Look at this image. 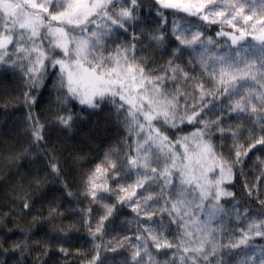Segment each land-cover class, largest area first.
<instances>
[{"label":"snow or ice","instance_id":"1","mask_svg":"<svg viewBox=\"0 0 264 264\" xmlns=\"http://www.w3.org/2000/svg\"><path fill=\"white\" fill-rule=\"evenodd\" d=\"M128 3L131 7H125L119 0H0V64L21 69L30 88L42 87L49 67L58 68L60 87H66L68 96L91 108H97L109 98L112 103H117L118 98V109L126 112L130 131H134L138 139L135 155L126 159L130 174L135 169L137 179L119 185L117 199L121 203L127 202L138 215L143 213L152 220L156 212L148 201L159 205L160 198H163V206L159 208L161 214H167L170 223H176L182 230L177 244L167 239L162 224L159 230L143 226L147 236L142 246L133 245L134 264H141V247L152 260L148 240L157 251L175 247L179 264H213L214 260L215 264H224L222 259H216L221 249H237L247 245L253 236H264V216L252 218L247 215V209L241 216L235 205L233 211L237 213V220L246 227L238 224L225 237V242V239H218V235L225 236L222 226L212 225L220 214L228 215L220 204L221 198L235 195L224 185L231 183L234 168L244 163L243 158L252 149L257 145L264 146V135H253L245 147L239 142L237 128L232 131L234 158H225L216 151L210 135L213 127L224 133L221 119L210 121L201 113L211 103H204L206 97L219 99L227 96L230 101L227 110L254 116L264 133V14L257 17L254 10L246 12L241 0H154L159 9L185 13L207 24L221 25L217 36L227 37L237 49L231 55L209 52L206 46L216 43L212 37H204L202 30L192 31L173 21L171 35L178 45L173 48L172 59L166 66L149 69L138 57L135 37L127 44L115 41V47L107 44L117 29L127 31L126 24L136 18L137 0H128ZM157 15L167 23L163 11H158ZM224 26L233 31H224ZM167 32V28L158 26L153 30L151 40L162 47ZM247 36L258 42V57L242 54L253 47L241 45ZM198 46L203 48L199 63L212 80V87H206L179 63L184 55L182 48L195 51ZM209 61H212L211 65ZM169 82L173 85L171 89L167 87ZM248 82L258 88L251 87ZM187 85H191L190 91L186 90ZM23 96L27 107L36 103L29 92ZM214 108L215 105L209 110ZM28 119L32 121V142L43 141L44 126L31 114ZM56 120L67 127L72 116L57 115ZM157 124L172 129L183 124L202 127L172 140ZM177 146L182 151H178ZM161 158L163 167H154L153 164H159ZM116 169L117 163L108 161L107 167L98 165L89 175L87 194L93 200H96L97 189L109 190L106 177L109 170L114 177L119 175ZM52 171L59 174L55 164ZM177 176L178 184L174 183ZM149 181L160 184L159 198L151 193L136 198V189L144 188ZM42 183L43 180L37 177L29 187L38 189ZM248 194L252 195L251 190ZM141 199L147 207H141ZM260 203L264 206V200ZM29 207L28 203L23 204V209ZM105 208L106 212L97 221L94 231L89 224V232L94 237L102 232L104 221L113 213L114 206L105 205ZM55 211L50 208L49 216ZM205 212L207 219L201 220L198 213ZM136 239L141 237L138 235ZM117 244L122 246L119 241ZM60 251L67 255L65 249ZM98 259L97 255L88 264H96Z\"/></svg>","mask_w":264,"mask_h":264},{"label":"trees","instance_id":"2","mask_svg":"<svg viewBox=\"0 0 264 264\" xmlns=\"http://www.w3.org/2000/svg\"><path fill=\"white\" fill-rule=\"evenodd\" d=\"M119 2L131 7L128 0ZM241 2L245 4V11L254 10L257 17L264 14V0ZM137 4L134 11L136 18L126 24L127 31L117 29L107 44L115 47V43L127 44L135 37L138 57L145 61L149 69L166 66L172 59L173 48L178 45L171 35L173 21L192 31L202 30L204 37H212L216 43L206 46L209 52L231 55L237 49L227 37L217 36L221 31L219 24H207L185 13L159 9L154 0H137ZM158 11L164 12L167 23L160 19ZM158 26L168 29L162 47L151 40L153 30ZM223 30L233 31L227 26ZM243 43L257 45L242 53L244 56L255 58L260 55V46L252 36H247L241 45ZM182 51L184 55L179 61L181 67L195 75L206 87H212V80L199 63L203 48L198 46L195 51L182 48ZM211 64L212 61H209ZM248 83L258 88L254 83ZM167 87L171 89L172 83L169 82ZM186 90L190 91L191 85H187ZM25 92L35 98L36 103L31 107L24 103ZM209 101V108H205L201 115L210 121L221 119L224 133L213 127L210 135L216 151L225 158H234L232 131L237 128L239 142L245 147L253 135H264L254 116L227 110L230 103L227 96H220L219 99L209 96L204 103ZM118 103V98L117 103H112L109 98L97 108L81 105L78 100L67 95L66 87H60L58 68L49 67L42 87L30 88L21 69L0 64V264H86L97 255L99 259L96 264H134L133 245L142 246L147 236L143 226L159 230L162 224L167 239L179 243L182 230L176 223H170L167 214H161L159 210L163 206V198H160L159 205L148 201V205L156 212L152 220H148L143 213L138 215L127 202L121 203L117 199L119 185L130 184L137 179L136 170H131L130 174L126 165L127 157L135 155L136 133L130 131L126 112L118 109ZM213 105L215 108L210 111ZM29 114L34 120L39 119L44 126V140L37 144L32 142ZM57 115H71L70 126L60 124L56 120ZM157 126L172 140L202 127L199 124H183L177 129L162 124ZM243 159L244 163L234 168L231 183L224 185L235 193L234 197H222L220 200L228 215L220 214L217 220L212 221L213 227L222 226L225 233L224 237L218 235V239H225L238 224L246 227L237 220L234 205L241 216L245 215V209L252 218L264 216V206L260 203L264 200V146L257 145ZM108 161L117 163L115 171L119 175L114 177L112 170H109L106 177L109 190L97 189L96 200H93L87 194L86 181L98 165L107 167ZM163 163L161 159L159 164L153 166L163 167ZM53 164L59 169L58 175L52 171ZM37 177L43 183L38 189L30 188L29 185ZM178 182V176L174 177V183ZM249 190L252 195L248 194ZM136 191V198L150 193L159 198L160 184L149 181L144 188H137ZM24 203L30 207L23 209ZM140 203L142 208L147 207L142 199ZM105 205L114 206L113 213L104 221L102 232L94 237L89 232V224L94 231L97 221L106 212ZM50 208L56 210L52 216H49ZM198 215L204 218V214ZM138 235L140 240L136 239ZM248 242L259 244L264 251V236L254 237ZM147 243L152 260L141 247V264H153V261L156 264H171L172 261L179 264V253L175 247L157 251L151 240ZM245 246L221 249L216 259H222L224 264H239ZM61 248L66 250L67 255L60 251ZM259 264H264V259Z\"/></svg>","mask_w":264,"mask_h":264},{"label":"rangeland","instance_id":"3","mask_svg":"<svg viewBox=\"0 0 264 264\" xmlns=\"http://www.w3.org/2000/svg\"><path fill=\"white\" fill-rule=\"evenodd\" d=\"M245 1L249 2V1H253V0H245ZM221 7H223V5H221ZM250 11H253V10H250ZM246 12H249V11H246ZM242 45L247 46V43H243ZM255 46H257V45L254 44L253 47H255ZM136 138L138 139L137 135H136ZM178 149H179V147L177 146V150ZM155 151H156V149H155V147H153V152H155ZM161 159L163 160V158H161ZM201 214H204V218H202L200 215H199V218L201 220H206L207 219L206 212L201 213ZM254 237H261V236H253L249 240H251ZM241 257L242 258H241L239 264H259L264 259V251L262 250V248H260L259 244L248 242L242 251ZM86 264H88V261L86 262Z\"/></svg>","mask_w":264,"mask_h":264}]
</instances>
